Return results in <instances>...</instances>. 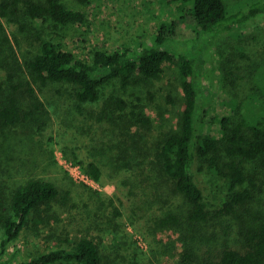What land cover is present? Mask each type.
Returning <instances> with one entry per match:
<instances>
[{
    "label": "rangeland",
    "instance_id": "obj_1",
    "mask_svg": "<svg viewBox=\"0 0 264 264\" xmlns=\"http://www.w3.org/2000/svg\"><path fill=\"white\" fill-rule=\"evenodd\" d=\"M252 1L224 0L234 12L246 9ZM178 2L91 0L82 5L69 0L70 7L87 12L90 24L64 30L43 28L25 18L21 22L25 26L21 27L19 22L3 18L11 42H4L0 34V105L13 93V83L31 80L25 61L38 51L39 31L43 36H63L78 55L90 59L96 46L113 50L151 43L163 21L184 13ZM178 31L172 40L175 50L199 59L205 57L198 76L200 111L204 115L228 113L231 97H247L259 72L264 71V14L233 31L201 36L199 41L191 23L180 25ZM36 89L45 106L18 125H0V188L8 194L26 180L39 177L54 181L61 194L30 216L2 264H19L44 251L70 245L66 239L84 236L99 244L104 264H185L182 259L186 251L196 256L194 264L209 263L218 261L225 247L246 250L243 227L255 228L259 218L264 217L261 160L244 163L259 185L254 199L235 214L200 223L188 220L186 200L174 194L150 164L151 148L169 133L180 130L185 98L176 65L168 62L159 78L127 88L115 80L103 88L96 102L81 103L75 95L76 86L68 83L48 82L36 85ZM16 95L26 111L33 109L24 88ZM116 97L125 100L123 109L110 104ZM139 114L150 118V122L138 121ZM203 129L220 135L216 123L205 124ZM137 143L147 149L148 155L135 147L141 157L138 155L137 163H133L132 155L137 152L131 149L125 154V149ZM65 149L70 157L79 153L87 162L96 161L103 170L102 180L78 177L79 171L86 172L82 165L67 159ZM142 161L144 164H139ZM196 176L214 214L227 199L229 183L206 166ZM171 213L179 215L180 224L162 227L161 218Z\"/></svg>",
    "mask_w": 264,
    "mask_h": 264
},
{
    "label": "trees",
    "instance_id": "obj_2",
    "mask_svg": "<svg viewBox=\"0 0 264 264\" xmlns=\"http://www.w3.org/2000/svg\"><path fill=\"white\" fill-rule=\"evenodd\" d=\"M68 1L0 0V34L4 42L10 43L11 40L3 18L20 24L25 18L43 28L52 26L63 30L75 25H89L87 12L70 7ZM73 1L82 5L91 3V0ZM177 1L184 13L176 19L163 21L151 43L139 47L125 45L113 50L96 46L90 53V59L78 55L63 36L53 33L43 36L39 31L38 51L25 61L31 80L12 84L13 93L5 104L0 105V125H18L45 106L39 98L36 85L68 83L76 86L75 95L81 103L96 102L101 98L103 88L115 80L127 88L159 78L166 63L174 64L180 71L185 98L180 130L169 133L151 148L150 164L163 177V183H169L171 191L186 200L189 206L186 214L188 220L200 223L216 216L237 213L240 207L254 199L259 189L256 178L247 173L244 163L247 160H261L264 166V71L261 69L259 72L254 88L247 97L242 100L231 97L227 102L231 106L228 113L204 115L199 107L202 94L198 76L199 69L205 64V57L199 59L189 52L175 50L172 40L179 34L178 27L185 23L194 26L197 41L201 36L211 37L233 31L246 21L263 15L264 0H253L246 9L236 12L231 11L224 0ZM24 26L21 24V27ZM21 88L32 99L33 109H24L16 95ZM169 100L174 102L170 95ZM110 104H116L119 109L126 106L121 97H116L115 102L110 101ZM137 117L138 121L150 122V118L141 114ZM209 123L218 124L220 135L203 129ZM135 145L127 146L125 154L131 149L137 152L136 148H142L145 150L143 155H148L147 149L138 143ZM65 151L67 159L82 165L90 178L97 182L102 180L103 170L96 161L87 162L79 153L70 157ZM138 155L141 157L138 152L132 155L133 163H137ZM139 164H144V161ZM203 166L221 174L229 183L227 199L214 214L208 208L203 188L196 176ZM60 194V188L54 181L39 177L26 180L8 194L0 188V264L10 244L18 239L28 224L30 216L58 200ZM179 224L180 218L176 213L160 220L162 227ZM242 234L245 251L225 247L218 261L209 263L264 264V217L259 218L255 228L243 227ZM66 240L70 245L44 251L19 264H104L100 246L94 239L84 236ZM195 259L193 252L186 251L182 260L185 264H194Z\"/></svg>",
    "mask_w": 264,
    "mask_h": 264
},
{
    "label": "built area",
    "instance_id": "obj_3",
    "mask_svg": "<svg viewBox=\"0 0 264 264\" xmlns=\"http://www.w3.org/2000/svg\"><path fill=\"white\" fill-rule=\"evenodd\" d=\"M77 176L84 179V180H90L92 178H90L86 173H81V171H79V173H77ZM93 180V179H92Z\"/></svg>",
    "mask_w": 264,
    "mask_h": 264
}]
</instances>
